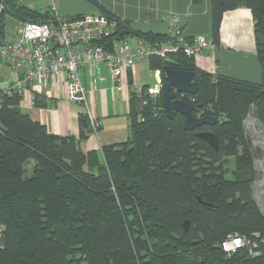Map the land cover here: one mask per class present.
<instances>
[{"label": "trees", "instance_id": "trees-1", "mask_svg": "<svg viewBox=\"0 0 264 264\" xmlns=\"http://www.w3.org/2000/svg\"><path fill=\"white\" fill-rule=\"evenodd\" d=\"M1 5L0 38L7 21L56 19L20 0ZM241 7L253 15L260 84L199 71L180 52L150 58L154 70L195 72L199 91L179 98L199 105L194 115L216 119L214 126L185 130L184 116L168 118L162 95H149L146 85L130 97L127 139L86 153L80 145L92 130L85 114L78 137L58 136L24 112L20 98L4 99L0 264H264V215L253 195L259 152L245 126L252 113L264 130V0H212L213 31ZM99 14L119 22L100 42L105 46L168 38L132 32L128 22ZM207 131L219 138L218 149L198 135ZM235 236L243 247L226 252L223 243Z\"/></svg>", "mask_w": 264, "mask_h": 264}, {"label": "crops", "instance_id": "crops-1", "mask_svg": "<svg viewBox=\"0 0 264 264\" xmlns=\"http://www.w3.org/2000/svg\"><path fill=\"white\" fill-rule=\"evenodd\" d=\"M38 10H51L67 19L82 15L109 13L129 24L132 32L168 35L167 20L178 15L187 38L204 36L213 41L194 59L199 71L216 73L234 80L260 84L263 80L262 66L256 53L253 15L250 9L241 7L226 12L218 32L214 35L212 0H20ZM100 81L90 65L80 69L79 75L87 92L92 113L99 119L97 134H89L80 145L84 152L100 150L102 146L124 142L130 129V97L137 91L143 71H153L157 80L160 70H154L151 61L138 63L125 73V89L116 94L114 81L102 65ZM0 81L6 76L2 69ZM146 86V85H144ZM43 96L39 101L46 106L24 112L45 125L48 132L58 136L78 137L81 131V107L58 91ZM55 96V97H54Z\"/></svg>", "mask_w": 264, "mask_h": 264}, {"label": "built area", "instance_id": "built-area-1", "mask_svg": "<svg viewBox=\"0 0 264 264\" xmlns=\"http://www.w3.org/2000/svg\"><path fill=\"white\" fill-rule=\"evenodd\" d=\"M2 9L1 5L0 11ZM12 21L5 23V32L0 38V70L5 69L7 76L0 81V109L4 99L13 96L20 98L22 109H33L40 97L54 92L57 96L59 91L81 107V113L88 117L94 135L101 124L92 113L79 75L80 69L90 65L93 74L100 77L103 65L110 72L114 92L118 94L125 89V73L153 55L165 57L169 53L180 52L188 58H195L207 46H214L213 41L204 36L187 38L178 15L167 20V40L154 45L139 37L121 39L111 46L100 44L116 33L119 24L115 18L103 14L71 19L56 14L55 21L44 23ZM211 72L216 74V68L213 67ZM147 92L151 96L162 95L160 80ZM254 134L255 137L250 135L252 142L262 153L255 160V169L262 176L255 198L264 211V202L258 200L264 192V130ZM1 239L0 227V247ZM244 243L242 237L235 236L223 243V249L232 252L242 248Z\"/></svg>", "mask_w": 264, "mask_h": 264}, {"label": "water", "instance_id": "water-1", "mask_svg": "<svg viewBox=\"0 0 264 264\" xmlns=\"http://www.w3.org/2000/svg\"><path fill=\"white\" fill-rule=\"evenodd\" d=\"M195 77V72L185 70L168 69L159 73L166 115L170 119H174L177 114L183 115L185 130L192 131L203 126H214L217 123V120L210 116L196 117L194 111L200 106L179 98L180 95H194L199 91V85ZM198 135L208 141L214 148H219V138L214 133L207 131L199 132ZM183 227L188 231L190 222L185 221Z\"/></svg>", "mask_w": 264, "mask_h": 264}, {"label": "rangeland", "instance_id": "rangeland-1", "mask_svg": "<svg viewBox=\"0 0 264 264\" xmlns=\"http://www.w3.org/2000/svg\"><path fill=\"white\" fill-rule=\"evenodd\" d=\"M2 70V69H1ZM0 70V72H1ZM2 74H0L1 76ZM158 84V80L155 76V74L153 73V71H143L142 72V77L140 78L139 82H138V87H137V90L140 91L144 85H149V87L151 88H154L156 85ZM25 111H27L28 109L27 108H23ZM245 126H246V129H247V132H248V135H253L255 137V131H258V130H263L261 128V126L258 124V121L257 119L254 117V115L252 113H250L247 117V119L245 120ZM258 129V130H257ZM253 130V131H252ZM253 143V142H252ZM253 147L255 149L258 150L259 153H257V157H255V160L257 158H260L262 153L261 151L256 148L253 144ZM233 160V159H232ZM232 163V161H231ZM34 167L33 165L30 166V168ZM232 167V165L230 166V168ZM262 179V176H259V174L257 173V176L255 178V181L253 183V192H254V198H255V192L259 189V181ZM262 181V180H261ZM260 181V182H261ZM256 200V198H255ZM259 202H264V192L263 194L261 195L260 194V197L258 198ZM257 206L260 210L261 213H263L264 215V211L260 208L258 202H257ZM262 210V211H261Z\"/></svg>", "mask_w": 264, "mask_h": 264}]
</instances>
